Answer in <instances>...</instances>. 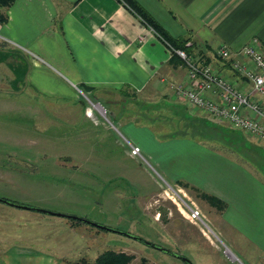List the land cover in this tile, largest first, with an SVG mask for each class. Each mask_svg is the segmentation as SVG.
I'll return each instance as SVG.
<instances>
[{
    "label": "crops",
    "instance_id": "obj_1",
    "mask_svg": "<svg viewBox=\"0 0 264 264\" xmlns=\"http://www.w3.org/2000/svg\"><path fill=\"white\" fill-rule=\"evenodd\" d=\"M134 1L171 38L190 42L189 52L228 79L230 72L215 55L218 47L237 52L254 39L264 53V0ZM0 13L5 17L0 23V85L5 83L0 91L10 96L22 91L38 99L39 111L63 114V119L74 114V128L91 137L98 128L78 104L81 88L113 99L111 116L121 135L139 148L151 169L167 182L187 184L221 201L218 214L230 243L247 264H264V181L253 164L259 143L222 130L225 122L210 120L175 96L171 85L184 81L185 67L123 1L12 0ZM162 106L204 128L208 123L213 136L152 133V116L141 108L157 113ZM79 113L82 123H77ZM1 204V219H30L24 209ZM0 239L5 242L0 264H48L47 254L31 250L23 232ZM9 241L14 243L6 245Z\"/></svg>",
    "mask_w": 264,
    "mask_h": 264
},
{
    "label": "rangeland",
    "instance_id": "obj_2",
    "mask_svg": "<svg viewBox=\"0 0 264 264\" xmlns=\"http://www.w3.org/2000/svg\"><path fill=\"white\" fill-rule=\"evenodd\" d=\"M21 92L10 96L0 91V197L129 233L179 254L192 264H247L230 243L216 208L182 183L173 184L160 177L139 148L123 138L111 116L116 103L113 99H101L85 90L78 95L85 116L98 128L91 137L74 128V114L71 119H63L59 117L63 114L39 111L35 106L38 99ZM96 103L103 107V114L89 106ZM182 109L187 110L184 106ZM141 110L147 117L152 116L151 131L157 135L170 132L173 138H202L214 134L208 123L204 128L198 120L181 119L164 106L157 113ZM81 115L77 123L84 122ZM100 124L112 131H104ZM220 125L222 130L250 138ZM256 148L259 157L253 164H258L264 181V147L259 144ZM190 209L205 225L191 215ZM22 212L30 219L0 218V235H28L30 249L45 252L48 264H92L106 250L128 255L127 264H185L112 231L64 216L27 209ZM4 243L0 239V246Z\"/></svg>",
    "mask_w": 264,
    "mask_h": 264
},
{
    "label": "built area",
    "instance_id": "obj_3",
    "mask_svg": "<svg viewBox=\"0 0 264 264\" xmlns=\"http://www.w3.org/2000/svg\"><path fill=\"white\" fill-rule=\"evenodd\" d=\"M184 45L191 46L188 41ZM168 48L186 69L184 81L171 85L175 96L189 108L225 122L230 129L239 130L264 146V53L256 40L237 52H231L224 46L215 50V55L225 64L232 79L213 70L196 53ZM239 83L245 84L247 89ZM89 106L99 114L104 112L98 103ZM190 212L197 218L195 210L190 209Z\"/></svg>",
    "mask_w": 264,
    "mask_h": 264
},
{
    "label": "trees",
    "instance_id": "obj_4",
    "mask_svg": "<svg viewBox=\"0 0 264 264\" xmlns=\"http://www.w3.org/2000/svg\"><path fill=\"white\" fill-rule=\"evenodd\" d=\"M12 0H0V8L1 7H4V6H7ZM123 1L127 7L133 12L135 13L143 23H145L147 26H149L161 39L162 41L165 42V44H167L168 46L172 47V48H182V49H185L186 51L189 49L187 46L184 45V43L186 42V40L184 39H173L171 38L150 16L149 14L139 5L137 4L134 0H121ZM5 20V17L2 13H0V23H2L3 21ZM177 58V57H176ZM178 59V58H177ZM86 91V89L84 88H81V91ZM184 187L186 188H190L192 190H194L195 192L199 193V195L202 197V198H205L206 200L209 201V203L211 205H213L216 210L218 212H220L223 207H224V204L187 185V184H182ZM72 221H75V220H72ZM75 222H79V221H75ZM129 256L128 255H124L122 253H119V252H114L112 250H106V251H103L101 252L100 254H98L92 264H127L128 260H129ZM76 264V263H74Z\"/></svg>",
    "mask_w": 264,
    "mask_h": 264
},
{
    "label": "water",
    "instance_id": "obj_5",
    "mask_svg": "<svg viewBox=\"0 0 264 264\" xmlns=\"http://www.w3.org/2000/svg\"><path fill=\"white\" fill-rule=\"evenodd\" d=\"M0 202L1 203H4V204H7V205H10V206H14V207H17V208H22V209H27V210H33V211H37V212H41V213H46V214H52V215H56V216H64V217H67L71 220H75V221H79V222H82V223H86L90 226H93V227H96V228H99V229H103V230H108V231H112L114 233H117V234H120V235H123V236H126V237H129V238H132V239H135L143 244H145L146 246L148 247H151L153 249H157L161 252H164L166 254H169L171 256H174L176 257L177 259L181 260L182 262H184L185 264H192L187 258L179 255V254H175L169 250H166L162 247H159L153 243H150L142 238H139L137 236H134V235H131L129 233H126V232H122V231H118V230H114L112 228H109V227H106V226H103V225H99V224H96V223H93V222H89L85 219H82V218H78V217H75V216H70V215H63V214H59V213H54V212H49L47 210H43L41 208H36V207H30V206H26V205H21V204H16V203H13L11 201H8L6 199H3V198H0Z\"/></svg>",
    "mask_w": 264,
    "mask_h": 264
}]
</instances>
